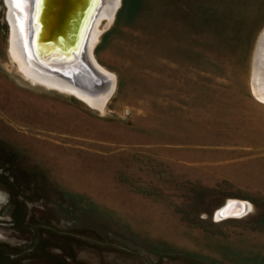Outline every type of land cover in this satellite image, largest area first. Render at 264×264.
<instances>
[{"label": "rangeland", "instance_id": "obj_1", "mask_svg": "<svg viewBox=\"0 0 264 264\" xmlns=\"http://www.w3.org/2000/svg\"><path fill=\"white\" fill-rule=\"evenodd\" d=\"M6 4L0 264H264V0H120L91 49L102 109L26 78ZM228 199L247 210L217 217Z\"/></svg>", "mask_w": 264, "mask_h": 264}, {"label": "bare ground", "instance_id": "obj_2", "mask_svg": "<svg viewBox=\"0 0 264 264\" xmlns=\"http://www.w3.org/2000/svg\"><path fill=\"white\" fill-rule=\"evenodd\" d=\"M33 1L34 4L30 3V0H21V2L19 3H17V0H7L10 9L8 13V20L11 24L9 50L13 58L16 60L17 65H19L21 70L25 73V75L27 76L26 78H31L35 82H41L48 87L57 88L60 91L62 90L69 93H74L85 101H87L88 103H90L91 105L102 109V103L104 101V98L99 99L94 97L95 94L100 93L101 89L98 90L94 86L92 87L94 89H91V87L86 85L89 83L90 80H92L88 75L89 73L94 74L95 76H97L100 83L103 84L105 83L107 78L112 79L113 76H111V74L104 67H102L96 61V59H94L91 49L96 43L99 37V33L102 29H97L99 21L101 19H106V23H109L112 20L113 13L119 5L120 0L103 1L105 2V5H103L100 12L96 14L97 16L92 25L90 34L87 39L84 40L81 59L82 63L76 64L70 68H58L59 70H52L50 68H46L36 62L30 56L29 50L27 49L28 45L26 40V38L29 37L27 18H29L31 12L30 10L32 9L34 20H38L37 17H40L43 13V10L47 8L45 10V20L47 23L46 27L44 28V30L39 27V32L41 33L40 35L39 32L36 31L37 29H35L33 34L32 39L35 43H37V39L39 37L44 38L52 34L53 24L56 27L55 31L57 30L61 32H66L68 31L66 29L68 27L71 30L74 29L73 26L75 25V23H65L66 25L64 26L62 24V20L69 13L74 14L77 10V6H79L81 2L78 0H65V5H63L64 7L62 10L60 6V9L58 8V6H55L54 2L56 0H32V2ZM83 3L84 1L81 5H83ZM258 44L259 46L255 55V60L253 61L255 62L252 77L253 91L258 98L264 100V30L261 33ZM55 45H61V42L56 40L50 46ZM39 49L41 51L43 50L42 48ZM81 81H83L85 84ZM3 192L4 191L0 190V205L1 203L5 202L6 199L5 193ZM241 203L242 205H235V207H232L231 209H240L241 206L245 208L246 204L244 202Z\"/></svg>", "mask_w": 264, "mask_h": 264}, {"label": "water", "instance_id": "obj_3", "mask_svg": "<svg viewBox=\"0 0 264 264\" xmlns=\"http://www.w3.org/2000/svg\"><path fill=\"white\" fill-rule=\"evenodd\" d=\"M78 1H80L81 4L84 1L83 5L80 4L77 6V10L74 14L69 13L62 20L64 26L69 23H75L73 26L74 29L71 30L68 27L66 28L68 30L66 32L55 31L56 27L53 24L52 34L44 38L39 37L37 43L32 39L33 34L35 29L39 32V27L43 30L46 27L45 10L47 8L43 10L40 17H37L38 20H34L32 9L30 10L29 18H27V26L29 29V37L26 38L28 45L27 49L29 50L30 56L40 65L52 70H59L58 68H70L76 64L82 63L81 59L84 40L101 0H94L93 3H90V0ZM64 2L65 0H56L54 4L55 6H58V8L60 6L63 10V5H65ZM30 3L34 4V1L32 2V0H30ZM40 34L41 33L39 32V35ZM56 40L60 41L61 45L50 46ZM39 48H42L43 50L41 51ZM240 204L242 205L241 201L238 199H228L216 210V216L242 214L247 210V206L245 208L241 206L240 209H231L232 207L234 208L235 205Z\"/></svg>", "mask_w": 264, "mask_h": 264}, {"label": "snow or ice", "instance_id": "obj_4", "mask_svg": "<svg viewBox=\"0 0 264 264\" xmlns=\"http://www.w3.org/2000/svg\"><path fill=\"white\" fill-rule=\"evenodd\" d=\"M21 2V0H17V3ZM94 0H90V3H93Z\"/></svg>", "mask_w": 264, "mask_h": 264}]
</instances>
